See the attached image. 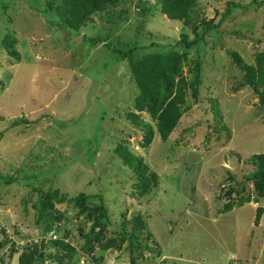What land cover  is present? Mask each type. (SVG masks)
<instances>
[{
    "label": "rangeland",
    "instance_id": "obj_1",
    "mask_svg": "<svg viewBox=\"0 0 264 264\" xmlns=\"http://www.w3.org/2000/svg\"><path fill=\"white\" fill-rule=\"evenodd\" d=\"M30 1L0 3V48L10 29L22 60L11 63L0 51V175L11 176H0V263L18 264L20 254L37 245L36 264H57L58 257L65 264H264V212L254 222L264 197L221 213L231 184L244 182L243 195L258 198L246 176L254 168L253 154L264 152V108L252 88L235 90L242 73L231 52L254 63L264 51V0H198L201 19L219 25L204 35L199 27L203 37L190 53L202 63L199 98L189 91L187 111L168 141L156 133L147 149L139 145L142 128L119 119L136 97L130 68L84 38L111 36L124 48L149 39L174 46L182 33L195 39L192 29L162 13L160 0H120L113 15L95 16L81 36L67 40L60 23L47 20ZM229 1L247 7H233L223 18ZM209 98L216 99L217 115L229 130L214 133L201 120L211 116L205 110ZM121 137L158 175L159 186L149 195L137 194L136 173L114 154ZM36 188L46 199L50 188L59 198L83 199L55 203L56 210L38 220ZM99 194L116 230L132 229L139 217L147 223L140 241L152 249L135 251L127 241L121 249L96 248L92 255L83 249L102 215L96 211ZM115 236L105 232L104 240Z\"/></svg>",
    "mask_w": 264,
    "mask_h": 264
},
{
    "label": "trees",
    "instance_id": "obj_2",
    "mask_svg": "<svg viewBox=\"0 0 264 264\" xmlns=\"http://www.w3.org/2000/svg\"><path fill=\"white\" fill-rule=\"evenodd\" d=\"M2 0H0L1 3ZM30 1V0H29ZM120 0H31L39 6L40 11L45 15L47 20L54 19L52 23H60V27L67 33V40H72L75 34L80 35V31L84 27H88L94 23L95 16L101 19L113 15V11L118 7ZM162 3V13L169 19L181 21L186 28H191L196 35L195 39H191L187 33H182V39L175 43L174 46L169 44L164 45L157 40L149 39L148 43L132 45L129 48L121 42L115 43L111 40V36L97 35L92 38H84L93 46L104 45L115 56L116 62H126L130 68L131 80L134 82L136 97L134 103L128 108L125 114H118L119 119L130 121L133 125L141 127L143 130L142 141L139 145L143 149L150 147L155 139L156 133H159L161 139L168 141L170 135L175 131L180 123L181 118L186 113L185 106L188 104V92L191 91L193 98H199L202 84V63L199 54L196 57H191L190 53L198 46L204 34L209 33L213 29L219 27L214 25V19H201V14L198 10V0H160ZM256 3V0H253ZM260 4V2H257ZM120 5V4H119ZM264 5V2L261 3ZM247 7L246 4H239L229 1L227 4L226 13L232 8ZM143 11H146L143 9ZM122 13V12H121ZM199 27H204L202 34L198 32ZM85 37V36H84ZM69 40V41H70ZM19 39L13 31L7 29L2 39L1 52L7 53L12 60L11 63L21 62V53L18 50ZM92 49V47H90ZM96 49V48H95ZM98 52H103L97 48ZM95 52V51H93ZM141 52V53H140ZM198 52V51H197ZM233 62L242 73V80L235 90H241L245 87H250L256 93L260 107L264 108V51H258L255 56L254 63H248L243 56L238 52H231ZM16 60H15V59ZM188 63L189 71L192 73L191 78L185 77L184 66ZM190 88L191 90H188ZM218 99V98H217ZM215 98H209V105L205 108L210 117L206 115L201 117V120L208 124V127L213 129L214 133H220L219 129L229 130L226 125H223L218 114V107L215 103ZM219 101V100H218ZM144 113L149 116L147 120ZM126 118H125V117ZM45 118V117H43ZM125 118V119H124ZM20 120V119H19ZM116 120V118L114 119ZM25 121L23 118L20 124ZM211 121L213 122L211 124ZM15 126L18 124L14 123ZM19 124V125H20ZM200 124H203L202 121ZM211 135L208 134L207 138ZM220 138V136L218 137ZM126 139V138H125ZM119 145L116 149V154L128 168L134 171L138 177V181L133 184L137 189V194L140 197L149 195L153 189L159 186V179L156 172H151L150 167L146 164L142 156L130 150L128 140L126 142L121 137L116 140ZM186 143V142H185ZM184 143V144H185ZM188 143V142H187ZM253 170L246 176L247 180L253 183L254 192L258 198H253L251 194L245 196L247 187L245 183L231 184L225 195L229 198V202L221 208V213H228L237 207H242L248 202H259V197H264V152L253 154L250 159ZM4 179L11 178L9 175H0ZM234 181V177L231 176ZM38 198L34 202L33 207L36 211L35 217L40 220L44 217V213H50L56 210L55 203L61 204L65 201L80 202L83 196H75L73 198H59L50 188L48 198H44L45 192L36 188ZM236 195V197H235ZM98 196V195H95ZM85 198V197H84ZM100 204L96 207V211L102 210V215L95 218L90 233L87 235L89 244L84 250H89L88 253L95 252L96 248L100 250H108L112 248L121 249L124 243H129L128 248L138 251L144 247L152 249L147 243L140 241L143 231L147 223L141 217L137 219V224L130 230L124 225L121 229H115L111 221L108 204L105 196L99 194ZM86 199H88L86 197ZM85 209V208H84ZM42 212V215H41ZM264 209L257 208L255 224H259L263 216ZM107 227V230L104 228ZM111 231L113 238L104 240L105 232ZM63 248L73 251L74 248L70 244L58 242ZM138 244V245H137ZM3 243L0 242V249ZM39 250L38 246H34L23 251L18 260V264H36ZM94 254V253H93ZM101 261V259L97 260ZM1 264V263H0ZM57 264H65L63 257L57 258Z\"/></svg>",
    "mask_w": 264,
    "mask_h": 264
}]
</instances>
